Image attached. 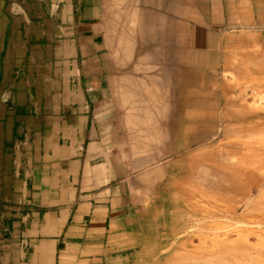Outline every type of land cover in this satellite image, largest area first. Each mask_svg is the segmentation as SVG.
<instances>
[{"label": "rangeland", "instance_id": "374dc122", "mask_svg": "<svg viewBox=\"0 0 264 264\" xmlns=\"http://www.w3.org/2000/svg\"><path fill=\"white\" fill-rule=\"evenodd\" d=\"M104 2L138 264H264V0L199 53L181 48L177 0Z\"/></svg>", "mask_w": 264, "mask_h": 264}, {"label": "crops", "instance_id": "0c3cea01", "mask_svg": "<svg viewBox=\"0 0 264 264\" xmlns=\"http://www.w3.org/2000/svg\"><path fill=\"white\" fill-rule=\"evenodd\" d=\"M249 1L177 0L181 48L245 27ZM107 36L104 0H0V264H138Z\"/></svg>", "mask_w": 264, "mask_h": 264}, {"label": "bare ground", "instance_id": "6f19581e", "mask_svg": "<svg viewBox=\"0 0 264 264\" xmlns=\"http://www.w3.org/2000/svg\"><path fill=\"white\" fill-rule=\"evenodd\" d=\"M195 261H196V260H195ZM199 262H200V261H199ZM199 262H198V263H199ZM195 263H196V262H195Z\"/></svg>", "mask_w": 264, "mask_h": 264}]
</instances>
